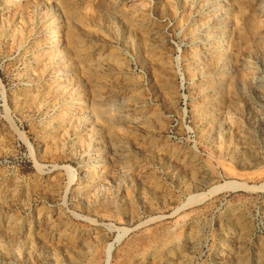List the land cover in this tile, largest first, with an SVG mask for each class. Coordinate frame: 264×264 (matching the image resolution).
<instances>
[{
	"label": "rangeland",
	"instance_id": "374dc122",
	"mask_svg": "<svg viewBox=\"0 0 264 264\" xmlns=\"http://www.w3.org/2000/svg\"><path fill=\"white\" fill-rule=\"evenodd\" d=\"M0 264H264V0H0Z\"/></svg>",
	"mask_w": 264,
	"mask_h": 264
},
{
	"label": "bare ground",
	"instance_id": "6f19581e",
	"mask_svg": "<svg viewBox=\"0 0 264 264\" xmlns=\"http://www.w3.org/2000/svg\"><path fill=\"white\" fill-rule=\"evenodd\" d=\"M60 33L59 31L54 27L53 29V33H52V39L50 40L51 42V47H55L56 45H58V42L60 41ZM202 42H206L207 38H203L201 40Z\"/></svg>",
	"mask_w": 264,
	"mask_h": 264
}]
</instances>
